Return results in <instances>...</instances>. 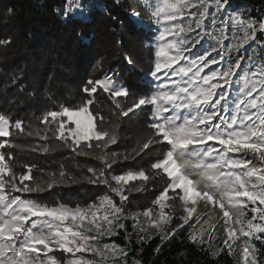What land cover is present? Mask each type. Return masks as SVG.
<instances>
[{"label":"snow or ice","instance_id":"1","mask_svg":"<svg viewBox=\"0 0 264 264\" xmlns=\"http://www.w3.org/2000/svg\"><path fill=\"white\" fill-rule=\"evenodd\" d=\"M228 3L229 0H148L145 7L158 27L145 94L133 98L113 76L89 79L82 89L88 98L75 107L61 106L46 112L40 118L46 127L26 133L42 140H48L51 133L78 155L91 154L81 149L82 144L85 149L100 150L96 158L104 168H89L92 176L88 182L106 185L109 192L93 203L70 207L30 198L31 194L66 182L65 172L58 173L59 179L56 173H49V179L37 181L31 174L34 165H26L27 171L17 174L10 164L12 154L0 151V264H59L50 255L55 250L72 254L68 264H126L127 246L102 243V239L124 231L130 241L125 223L128 220L140 244L154 235L169 239L185 225H200L190 239L209 244L211 249L215 225L209 222L211 217L201 223L196 214L198 202L206 207L218 206L223 214L226 238L222 241L224 247H217L214 255L225 248L231 253L232 245L244 237L240 264H264V253L253 243H264V59L254 61L249 55L247 67L241 65L245 59L241 50L253 48L257 33H264V20L257 21L240 10L226 12ZM75 8L84 15L82 5L76 3ZM72 11L69 8L65 16ZM131 15L140 22L139 13ZM202 41L208 47L194 52L197 45L203 47ZM237 84L236 95L230 99ZM99 90L109 94L122 116L148 110L151 135L141 151L152 145L163 146L161 158L150 164L153 175L144 169L105 175V169L116 163V154L109 157L104 150L117 143V135L104 127L108 123L105 117L93 111L94 94ZM119 97L131 99V103L122 107L116 99ZM13 128L25 132L22 121L13 122L0 114V138L11 137ZM6 147L15 145L10 139L0 140V149ZM33 150L50 151L47 146ZM133 152L140 154L135 149ZM155 177L168 181L152 201L156 211L150 207L142 212H127L125 189L133 181L146 184ZM112 194L119 197L120 203ZM172 199L181 201L184 210L176 228H171L173 216L166 211ZM194 214L195 223L190 224ZM77 253L92 255L88 258Z\"/></svg>","mask_w":264,"mask_h":264},{"label":"trees","instance_id":"2","mask_svg":"<svg viewBox=\"0 0 264 264\" xmlns=\"http://www.w3.org/2000/svg\"><path fill=\"white\" fill-rule=\"evenodd\" d=\"M82 1L84 15L68 13L66 17L68 0H0V114L13 122L22 121L25 128L23 133L13 128L11 137L1 138L10 139L15 147L0 151L12 154L10 164L17 174L25 173L26 165H34L31 174L37 181L49 179V173H56L59 179L58 173L65 172L66 182L31 194L30 198L48 205H88L106 193V185L88 182L92 176L89 168H104L96 158L100 150L85 149L82 144L81 149L91 154L78 155L51 133L48 140L26 133L46 127L40 119L46 112L83 102L88 98L82 91L86 81L102 79L110 72L133 98L144 95L146 74L154 58V45H148L153 41V31L138 26L129 15L136 10L149 27L154 26L153 16L143 0ZM229 3L235 9H246L257 21L264 20V0H229ZM94 99L93 111L100 112L108 122L104 127L117 135V143L104 150L109 157L116 154V163L105 169V175L140 169L153 175L150 164L161 158L163 146L152 145L141 151L151 135L148 110H136L125 117L115 108L109 94L99 90ZM116 99L125 108L131 103V99L124 97ZM41 146L49 147L50 151L33 150ZM134 149L140 154L136 155ZM125 155L129 157L127 160L123 159ZM167 183L161 177L146 184L131 182L125 189L128 195L125 208L147 209ZM142 187L147 190H133ZM174 214L173 226L181 222L178 217L183 212L177 210ZM190 235L191 231L186 229L163 244L157 236L140 244L134 237L129 241L121 231L115 240L127 246L128 262L136 259L141 264H237L226 248L214 255V247L194 242ZM254 243L264 253V243L259 240ZM217 247L224 246L218 242Z\"/></svg>","mask_w":264,"mask_h":264},{"label":"rangeland","instance_id":"3","mask_svg":"<svg viewBox=\"0 0 264 264\" xmlns=\"http://www.w3.org/2000/svg\"><path fill=\"white\" fill-rule=\"evenodd\" d=\"M143 1L146 4L148 3V0H143ZM76 3H79L80 5H82L83 1L82 0H74V2L70 4L69 0H68L67 4L65 6V12L69 8H72L74 11L68 12V13H76L77 14L79 10H76V8H75ZM235 10H240V11L244 12L247 16H249V11H247L246 9H242V8L235 9V8L230 6V3H228V6L225 9L226 12H233ZM210 11H211V9H210ZM133 12H137V13H139V12L136 11V10H133V11L129 12V15L138 24V26L145 27V28L150 29V30L153 31V41H152V43H150L148 45H154V37L157 35V27H158V25L155 22V18L153 17L154 26L153 27H149V23L145 19L141 18V16H139V21L140 22H137L131 15V13H133ZM205 23L208 24L209 22L205 21ZM208 30L211 31V28H209ZM225 43L227 44L228 42L226 41ZM201 44L203 45V47H201V45H197L196 49H194L193 51L194 52H203V50L208 47V43H205L204 41H202ZM245 47L247 48L249 46H245ZM262 49H264V33L258 32L257 33V41L254 42L253 48H250L248 52H244L243 50H241V54L245 56V59L243 61H241L242 68H246L247 67V64H248L247 57L249 55L253 56L254 61H259L261 59H264V50H262ZM212 55L215 56V53H213ZM212 67L214 68L216 66L213 65ZM207 71H208V69H205V72H207ZM106 75L113 76V74L111 72L106 74ZM146 79H148V78L146 77ZM234 79H235V77H234ZM238 87H239L238 84L234 85V87L232 89V95H231L230 99L235 97ZM0 140H1V138H0ZM249 158L251 159L252 157L249 156ZM254 163H257V161L254 160ZM96 185H98V184H96ZM107 192H109L108 188L106 190V193ZM112 195H113V198L117 201V203H120L119 197L115 196V194H112ZM169 195L171 196L170 192H169ZM172 200L168 201V203L171 205V207L166 209V211H168L169 214L173 215V217L175 215L174 212H176L177 210H178L179 213L182 211L183 214H184L183 203L181 201L178 202V200L176 201V203H173ZM80 206L83 207V206H86V205L81 204ZM150 207L154 209V212L156 211V208L154 207V205L152 203H151V206H149L148 208H150ZM126 211L129 212V213H135V212H142L143 210H141V209H134V210L126 209ZM196 214H199V216L201 217V223L202 224H203V221L209 220V217L212 218L209 222L211 224L215 225V231H213V233H212V235L215 237V239L210 241L209 243L211 244L212 247H214L216 249L217 246H218V242H222L223 239L226 238L225 224H224V218H222L223 217L222 211L219 209L218 206L213 207L212 205L209 204L206 207L203 202H198V204L196 206ZM196 214H194L193 219L189 221L190 224H194L195 223ZM249 215H251V213H249ZM141 219H143V218H141ZM125 223L128 226V228H127L128 233L129 234L131 233L132 234L131 237H134L137 240L136 234H135V232H133L132 227H131L132 221L128 220ZM177 225L173 226V224H171V228H176ZM205 227H207V225H205ZM199 228H200V225H195V228H192V227H189L188 225H185L183 228L179 229L178 231L187 229V230H190L191 234H192L196 229H199ZM118 236L104 237L102 239V243H115V244H118L116 242V240H115V238L118 237ZM156 236L160 237L158 235H154L153 238L156 237ZM126 237H127V235H126ZM169 239L161 240V244H163L164 242L168 241ZM205 239H207V234H205ZM244 239H245L244 237H241L239 240H237L232 245L234 251H232L230 254L234 258V260L237 262V264H240V262H241L242 247H243V244H244ZM254 242L255 241H253V243ZM254 245L259 251V247L255 243H254ZM121 247H125V246H121ZM126 251H127V256L125 258L126 259V264H141V262H139L136 259H133L132 262H128L129 261V258H128L129 257V250L126 248ZM50 255H54L56 257V259L59 261V264H68L69 260H71L73 258L72 254L63 252L61 250H55L54 252L50 253ZM76 255L77 256L84 255V256H86L88 258H91L92 254L91 253H83V254L77 253ZM41 259H43V254H41Z\"/></svg>","mask_w":264,"mask_h":264}]
</instances>
